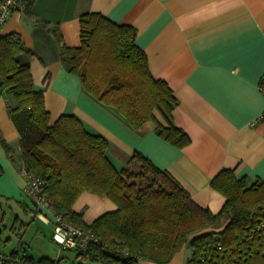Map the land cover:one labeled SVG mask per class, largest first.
<instances>
[{"label": "crops", "instance_id": "crops-1", "mask_svg": "<svg viewBox=\"0 0 264 264\" xmlns=\"http://www.w3.org/2000/svg\"><path fill=\"white\" fill-rule=\"evenodd\" d=\"M28 11L11 12L0 35L16 32L33 51L30 72L34 87L43 91L49 123L62 113L74 114L88 130L107 139L106 153L117 168L138 151L212 212L225 200L210 184L221 168H231L236 177L264 178V121L252 123L264 107L259 88L264 0H33ZM84 12H100L137 29L135 42L146 54L148 70L165 80L177 99L170 122L187 133V144L178 147L159 136L154 119L130 126L114 108L89 94L77 75L66 71L60 43L79 44V15ZM36 17L56 25L61 40L37 24ZM1 81L0 76V199L24 209L19 132L9 111L14 100ZM154 116L168 124L158 110ZM116 207L108 196L88 190L71 206L86 223ZM185 247L167 262H138L192 264Z\"/></svg>", "mask_w": 264, "mask_h": 264}, {"label": "trees", "instance_id": "trees-1", "mask_svg": "<svg viewBox=\"0 0 264 264\" xmlns=\"http://www.w3.org/2000/svg\"><path fill=\"white\" fill-rule=\"evenodd\" d=\"M32 2L27 0L26 11ZM36 23L61 40L56 25L40 17ZM79 26L77 46L60 43L66 71L77 75L89 94L114 108L130 126L154 119L159 136L178 147L187 144V133L170 122L177 99L170 85L148 70L146 54L135 42L137 29L100 12L80 14ZM32 54L18 33L0 35L1 85L14 100L9 111L19 132L22 167L44 178V192L57 214L91 229L97 238L83 250H74L78 256L98 264H139V258L163 263L189 244L192 264H205L199 258L203 250L226 264L234 257L235 264H264V231H256L264 221V178L236 177L231 168H221L210 184L225 200L212 212L138 151L117 168L106 153L107 139L88 130L74 114L62 113L49 123L43 91L33 85L28 60ZM155 110L167 125L155 118ZM83 190L108 196L117 207L86 223L71 208ZM216 244L223 249L215 251ZM10 255L15 264L54 261Z\"/></svg>", "mask_w": 264, "mask_h": 264}, {"label": "built area", "instance_id": "built-area-1", "mask_svg": "<svg viewBox=\"0 0 264 264\" xmlns=\"http://www.w3.org/2000/svg\"><path fill=\"white\" fill-rule=\"evenodd\" d=\"M26 2L27 0H0V27L11 12L23 10L26 6ZM259 88L262 94H264V72H262L260 76ZM256 121H264V107H262L260 113L252 123ZM21 173L24 176L22 192L29 199V201H27L26 212L32 218H38L43 223L52 225L53 240L63 248L77 251L83 250L90 242L97 241L91 229L84 228L65 219L54 211L44 192V178L35 175L31 169L25 167L21 168ZM260 228L264 231V221L256 226V231H260ZM214 249L215 251H221L223 249L222 244H216ZM199 258L201 262L205 264H226L218 261L213 253L207 250H203ZM237 261L238 258L234 257L230 264H235ZM0 264L15 263L12 261V256L10 254L0 253Z\"/></svg>", "mask_w": 264, "mask_h": 264}, {"label": "rangeland", "instance_id": "rangeland-1", "mask_svg": "<svg viewBox=\"0 0 264 264\" xmlns=\"http://www.w3.org/2000/svg\"><path fill=\"white\" fill-rule=\"evenodd\" d=\"M185 248L187 255L191 257V246L186 244ZM12 252L19 258L26 255L34 261L43 256L50 257L54 259L53 264H98L78 256L74 250L63 248L53 240L51 224L30 217L14 201L0 199V253Z\"/></svg>", "mask_w": 264, "mask_h": 264}]
</instances>
